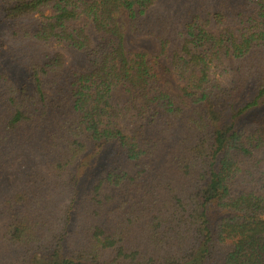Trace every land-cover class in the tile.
Listing matches in <instances>:
<instances>
[{"label": "trees", "instance_id": "trees-1", "mask_svg": "<svg viewBox=\"0 0 264 264\" xmlns=\"http://www.w3.org/2000/svg\"><path fill=\"white\" fill-rule=\"evenodd\" d=\"M154 1L0 0L2 38L65 43L86 60L84 70L60 56L23 67L0 54V185L13 162L30 166L22 185L0 190V264H264V185L231 191L252 177L247 162L263 183L264 56L249 59L264 49V4L262 32L238 39L208 31L231 9L190 8L177 22ZM122 17L168 53L183 105L145 53L125 55ZM224 57L241 64L229 88L211 79ZM117 149L121 165L99 163Z\"/></svg>", "mask_w": 264, "mask_h": 264}, {"label": "rangeland", "instance_id": "rangeland-1", "mask_svg": "<svg viewBox=\"0 0 264 264\" xmlns=\"http://www.w3.org/2000/svg\"><path fill=\"white\" fill-rule=\"evenodd\" d=\"M262 4H264V0H261ZM216 4L218 7L217 11L220 9H231L230 12H222L224 17V23L218 25H211L208 27V31L212 34L218 36L223 33L225 30H228L233 33V35L240 39L243 36L250 35L251 32L255 34L261 33V28L259 25V18L256 13L257 3L256 0H155L153 9L157 14H166L171 18L175 17L174 20L180 22L183 16L189 17L190 8L197 12V9L205 6ZM244 7V9H243ZM197 8V9H196ZM247 9H250L247 11ZM264 12V7H263ZM247 13V15H244ZM195 14V13H194ZM244 15V16H243ZM1 18V15H0ZM190 21L192 20L189 18ZM188 19V21H189ZM41 21V20H39ZM3 21L0 20V54L5 56V62H8L14 65V59H18L22 62V66L29 64L32 61H43L49 57L60 56L62 57L63 63L67 68H79L80 70L85 69L86 60L79 59V54L72 52L71 48L66 47L65 43H26L22 44L17 40L8 41L7 38H2V30L3 25H1ZM30 22L37 23V21L30 20ZM82 25L83 22H81ZM121 28L123 33V49L124 53L127 57L132 56L136 53H145L149 58V63L153 68V72L155 73L158 81V86L161 90L170 94L172 96H177L176 98L182 103L180 89L183 86L182 81L180 80V76L176 70L172 71L173 68L170 67L168 53L161 54L159 44L150 37H133L127 30L126 18L122 17L121 19ZM88 30V29H87ZM91 32V31H89ZM262 44V43H260ZM263 47L259 44H256L253 48H251V57L249 60L257 61L262 56H264ZM14 59H13V58ZM223 60L218 61V67L212 68L211 72L214 75L211 77L213 81H218L221 83L223 87H226L229 84V77L234 78V70L240 66V63L235 61H226L225 57ZM225 60V61H224ZM228 88L230 86H227ZM232 92V91H231ZM233 93V92H232ZM128 100V95L124 92L122 86H118L112 93L111 97V105L114 109L122 111L123 106ZM112 120V119H111ZM124 158L122 155V151L117 150H106L103 152L101 157V163L103 166L108 165L110 167L114 165H121L124 162ZM14 167L10 170H6L4 172V181L0 185V190L6 191L7 187L2 188L3 184H14V185H22L19 183L18 178L27 170H29L30 166H25L23 168V162L14 163ZM252 163L247 162L242 166L243 170L249 169L250 175L252 177L244 178L243 176H237L231 186L232 193H236L241 190L250 191L254 188H259L262 184L264 185V177L263 183L257 182V178L259 177V172H254L253 169H250ZM128 169L131 168V163L127 162ZM260 167H263L261 165ZM40 172L37 166H33L31 171ZM263 172L262 170H259ZM45 176V175H44ZM46 182H53L55 179H52L48 176L44 177ZM252 183V185H251ZM7 185V186H8ZM67 188H61L58 190V202L59 208H64L67 204V200L69 198ZM4 223V218L0 216V231L2 230V226Z\"/></svg>", "mask_w": 264, "mask_h": 264}]
</instances>
